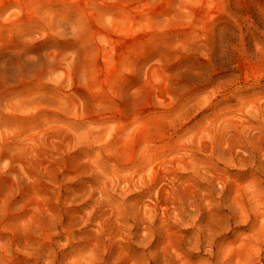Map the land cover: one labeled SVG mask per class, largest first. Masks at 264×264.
<instances>
[{
    "label": "rangeland",
    "instance_id": "1",
    "mask_svg": "<svg viewBox=\"0 0 264 264\" xmlns=\"http://www.w3.org/2000/svg\"><path fill=\"white\" fill-rule=\"evenodd\" d=\"M0 264H264V0H0Z\"/></svg>",
    "mask_w": 264,
    "mask_h": 264
}]
</instances>
